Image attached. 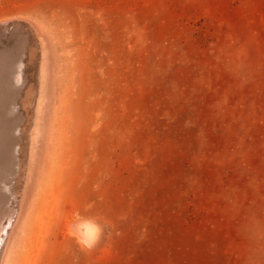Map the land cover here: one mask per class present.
<instances>
[{
	"label": "rangeland",
	"instance_id": "1",
	"mask_svg": "<svg viewBox=\"0 0 264 264\" xmlns=\"http://www.w3.org/2000/svg\"><path fill=\"white\" fill-rule=\"evenodd\" d=\"M20 21L0 264H264V0H0Z\"/></svg>",
	"mask_w": 264,
	"mask_h": 264
},
{
	"label": "bare ground",
	"instance_id": "2",
	"mask_svg": "<svg viewBox=\"0 0 264 264\" xmlns=\"http://www.w3.org/2000/svg\"><path fill=\"white\" fill-rule=\"evenodd\" d=\"M8 23H9V22H8ZM10 23H11V22H10ZM13 23H14V22H13ZM19 23H20V22H19ZM19 23H18V25H19ZM20 25H21V24H20ZM22 28H23V27H22ZM27 33H28V32H27ZM27 33H26L25 35H27ZM15 37H16V36H15ZM5 38H6V37H5ZM7 38H8V37H7ZM2 42H3V41L0 40V45H3ZM7 42H9V41H7ZM3 43H4V42H3ZM13 43H14V42H13ZM7 44H8V43H7ZM2 48H3V47H2ZM2 48H1V49H2ZM4 49H5V47H4ZM9 55H10V54H9ZM34 55H36V54H34ZM8 57H9V56H8ZM0 59H1V56H0ZM21 59H22V58H21ZM23 60H25V59H22V61H21L22 63L25 62V61L23 62ZM28 61H29V60H28ZM28 61H27V63H28ZM36 61H37V60H36ZM21 62H20V63H21ZM32 62H33V61H32ZM32 62H31V63H32ZM14 63H15V62H14ZM14 63H13V64H14ZM22 63H21V64H22ZM27 63H26V64H27ZM41 63H42V62H41ZM0 64H1V63H0ZM15 64H16V63H15ZM28 64H29V63H28ZM11 65H12V64H11ZM11 65H10V66H11ZM19 65H20V64H19ZM32 65H33V63H32ZM7 66H8V65H7ZM15 66H16V65H15ZM21 66H22V65H21ZM27 66H28V65H27ZM27 66H26V67H27ZM17 67H18V70H20V69H19V66H17ZM26 67H25V68H26ZM28 67L31 68V66H28ZM34 67H35V64H34ZM34 67H33V68H34ZM1 68H2V65H0V70H1ZM8 68H9V67H8ZM12 68H13V66H12ZM12 68H11V70L13 71ZM25 68H24V71H26ZM5 69H6V68H5ZM27 69H28V68H27ZM8 70H9V69H8ZM8 70H7V71H8ZM15 70H17V69H15ZM15 70H14V71H15ZM21 70H22V69H21ZM29 70H31V69H29ZM1 71H3V69H2ZM9 71H10V70H9ZM31 71H32V70H31ZM4 72H5V71H4ZM18 72H19V71H18ZM27 72H28V71H27ZM28 73H29V72H28ZM28 73H27V74H28ZM0 74H1V72H0ZM4 74H5V73H4ZM8 74H9V73H8ZM12 74H13V72H12ZM19 74H20V73H19ZM5 75H6V74H5ZM16 75L19 76L17 72H16ZM32 75H33V73H32ZM1 76H2V75H1ZM3 76H4V75H3ZM3 76H2V78H3V79H6V78H4L5 76H4V77H3ZM7 77H8V76H7ZM19 77H20V76H19ZM24 77H25V78H23V79H26L25 74H24ZM33 77H34V76H33ZM2 78H1V79H2ZM9 78H10V76H9ZM10 79H13V78H10ZM15 79H16V77H15ZM17 79H19V78H17ZM17 79H16V80H17ZM11 81H12V83L15 82V80H11ZM18 81H19V80H18ZM24 81H25V80H24ZM28 81H31V80H27L26 82H28ZM2 82H3V81H2ZM10 83H11V82H10ZM20 83H24V82L19 81V85H20ZM27 84H28V83H26V86H27ZM0 85H2V84H0ZM15 85H16V83L14 84V86H15ZM30 85H31V84H30ZM16 86H18V85H16ZM0 87H1V86H0ZM13 88H16V87H13ZM17 88H18V87H17ZM17 88H16V89H17ZM36 88H37V87H36ZM14 90H15V89H13V91H14ZM31 90H32V89H31ZM33 90H34V89H33ZM38 91H39V90H38ZM15 92H16V90H15ZM13 93H14V92H13ZM16 93H17V92H16ZM11 94H12V93H11ZM11 94H10V95H11ZM38 94H39V92H38ZM13 96H15V95H13ZM11 97H12V96H11ZM11 97H10V98H11ZM39 98H40V97H39ZM36 99H37V96H36ZM15 101H17L16 98H15ZM9 102H10V101H9ZM13 102H14V101H13ZM14 103H15V102H14ZM29 111H30V110H29ZM1 117H2V116H1ZM28 122H29V121H28ZM6 127H7V126H6ZM29 128H30V127H29ZM6 129H7V128H6ZM4 134H5V135H4ZM4 134H2V133L0 134V142H1V144L3 143V146L5 147L6 145L10 144V143H9L10 140L8 139L9 137L7 136L8 133L4 131ZM9 136L11 137V135H9ZM25 136H26V135H25ZM24 138H25V137H24ZM10 139H11V138H10ZM12 139H14V138H12ZM20 140H23V139H20ZM24 140H25V139H24ZM16 142H18V141H16ZM22 142H23V141H22ZM15 151H16V150H15ZM10 153H11V152H10ZM6 154H7V153H6ZM9 155H10V154H9ZM4 156H5V155H4ZM11 157H12V156H11ZM6 158H7V155H6ZM9 159H10V157L8 158V160H9ZM9 165H10V164H9ZM13 165H14V164H13ZM11 166H12V165H11ZM6 168H7V167H6ZM2 197H3V196H2ZM3 199H4V198H3ZM10 199H11V198H10ZM22 199H23V198H22ZM2 201H3V200L0 199V202H1V203H3L5 200H4L3 202H2ZM20 201H21V199H20ZM6 202H8V201L6 200ZM16 203H17V201H16ZM5 207H6V206H5ZM13 207H14V206H13ZM0 209H1V208H0ZM0 214H1V213H0ZM4 214H5V213H4ZM2 217H3V216H2ZM2 217H1V218H2ZM4 217H5V216H4ZM9 217H10V216H9ZM11 218H12V217H11ZM11 218H10L9 221L6 223V226H8V225L10 226V225H11V222H12V220H13V219H11ZM2 222H3V221H2ZM4 224H5V223H4ZM1 225H3V224H1ZM6 226H4V227L6 228ZM4 227H3V228H4ZM94 230H95V226H94V224L91 223V222H89V221H82V222H79V223L77 224V226H76V231H77V233H78V236H79L80 238L86 240V241H89V242L91 241L90 239L92 238V236H93V234H94ZM10 231H11V230H10ZM8 233H9V232H7V230L5 231V229L2 231V233H0V234H1V235H0V258H1L2 253L5 252V249H6V247H7V246H6V242H7L8 239H9V234H8ZM93 237H94V236H93ZM5 246H6V247H5ZM3 254H4V253H3ZM2 256H3V255H2ZM0 260H1V259H0ZM0 263H1V262H0Z\"/></svg>",
	"mask_w": 264,
	"mask_h": 264
},
{
	"label": "water",
	"instance_id": "3",
	"mask_svg": "<svg viewBox=\"0 0 264 264\" xmlns=\"http://www.w3.org/2000/svg\"><path fill=\"white\" fill-rule=\"evenodd\" d=\"M20 24L21 25L18 26V22L17 23H0V40L3 39L4 37H11L14 35H19L21 31L20 26H25L26 30L28 31V34H30V36H32L33 34L32 37L35 36L32 28L30 27L28 23L24 21H20ZM17 31L19 32V34L16 33Z\"/></svg>",
	"mask_w": 264,
	"mask_h": 264
}]
</instances>
